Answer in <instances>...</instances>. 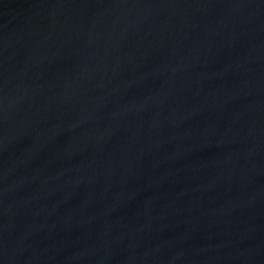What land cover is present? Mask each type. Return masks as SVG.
<instances>
[{
    "label": "water",
    "instance_id": "obj_1",
    "mask_svg": "<svg viewBox=\"0 0 264 264\" xmlns=\"http://www.w3.org/2000/svg\"><path fill=\"white\" fill-rule=\"evenodd\" d=\"M0 264H264V0H0Z\"/></svg>",
    "mask_w": 264,
    "mask_h": 264
}]
</instances>
